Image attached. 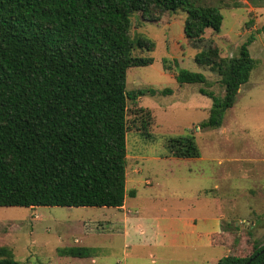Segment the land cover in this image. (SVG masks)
<instances>
[{
	"label": "trees",
	"instance_id": "obj_1",
	"mask_svg": "<svg viewBox=\"0 0 264 264\" xmlns=\"http://www.w3.org/2000/svg\"><path fill=\"white\" fill-rule=\"evenodd\" d=\"M219 1L0 0V206L124 205L127 134L137 126L150 136L153 117L139 105L130 120L129 101L157 91L127 90L128 69L154 61L134 55L138 47L151 49L154 43L132 38L133 13L165 23L174 11H187L185 34L193 47H201L195 60L216 72L224 87L223 95L200 88L213 99L202 126H222L256 59L250 52L253 34L233 56H223L214 38L205 42L206 29L221 32L224 0ZM250 1L264 6V0ZM176 77L181 83L207 81L202 72L188 69ZM167 146L172 156H201L192 136L171 137ZM129 195L135 196L136 189ZM230 235L224 229L217 242L229 249ZM239 243L216 264H247L254 256L250 264H264V242L255 240L250 254H242ZM58 251L73 257L98 252L78 245ZM0 264L23 263L12 247L1 245Z\"/></svg>",
	"mask_w": 264,
	"mask_h": 264
},
{
	"label": "rangeland",
	"instance_id": "obj_2",
	"mask_svg": "<svg viewBox=\"0 0 264 264\" xmlns=\"http://www.w3.org/2000/svg\"><path fill=\"white\" fill-rule=\"evenodd\" d=\"M222 6L221 32L206 29L205 42L214 38L223 56H233L253 34L250 52L256 65L220 127L202 126L213 99L200 88L223 95L224 87L216 72L195 60L201 47H193L185 34L187 11H174L165 23L145 20L141 13L132 15V38L154 43L151 49L138 47L134 55L154 61L128 69L127 90L157 91L129 101L130 120L139 105L153 117L150 136L137 126L127 134L126 203L138 211L135 219L149 233L159 231L167 217L195 216L200 221L223 214L220 223L231 233V247L196 242L190 226L182 224L173 230L178 239L174 243H132L120 226H113L118 210L108 206H0V246L12 247L23 264H216L239 242L242 254L252 252L255 240L264 242V6L250 0H224ZM180 69L202 72L207 81L181 83L176 77ZM136 121L139 125L140 119ZM187 135L194 138L201 156L169 155V139ZM131 189H136L135 196L129 195ZM139 227L134 230L141 231ZM72 245L96 247L98 252L86 257L59 253Z\"/></svg>",
	"mask_w": 264,
	"mask_h": 264
},
{
	"label": "crops",
	"instance_id": "obj_3",
	"mask_svg": "<svg viewBox=\"0 0 264 264\" xmlns=\"http://www.w3.org/2000/svg\"><path fill=\"white\" fill-rule=\"evenodd\" d=\"M206 194V193H205ZM118 210V216L115 221H113V226L122 229L125 240H132V243L144 244V243H154L156 245H166L167 243H174L176 239V234L173 230L176 229L180 224L184 226H190L191 238L196 242H201L207 247L212 246H223L217 242L218 236L223 232L222 222L220 220L224 218V215H206L202 217L199 221L195 216H186L184 218L167 217L163 222H160L159 231L156 232H145L144 225L140 224L139 220L135 219L134 213L129 206L125 203L122 207H116ZM166 210V209H165ZM136 220L138 222H136ZM221 224V225H220ZM140 226L141 231L136 232L134 228ZM165 228V229H164ZM134 235V236H133ZM136 237V238H135ZM145 239L141 240V238ZM185 238V237H184ZM184 240V239H183ZM126 241V242H127ZM128 243V242H127ZM129 244V243H128ZM226 247V246H225ZM227 248V247H226ZM228 249V248H227Z\"/></svg>",
	"mask_w": 264,
	"mask_h": 264
},
{
	"label": "water",
	"instance_id": "obj_4",
	"mask_svg": "<svg viewBox=\"0 0 264 264\" xmlns=\"http://www.w3.org/2000/svg\"><path fill=\"white\" fill-rule=\"evenodd\" d=\"M262 252H264V249L260 252V253H262ZM255 258V256L254 257H252L250 260H248V262H247V264H250L251 263V261L253 260Z\"/></svg>",
	"mask_w": 264,
	"mask_h": 264
}]
</instances>
